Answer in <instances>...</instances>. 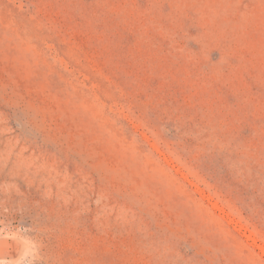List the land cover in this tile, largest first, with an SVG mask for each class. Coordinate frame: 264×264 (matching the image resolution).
<instances>
[{"label":"rangeland","instance_id":"1","mask_svg":"<svg viewBox=\"0 0 264 264\" xmlns=\"http://www.w3.org/2000/svg\"><path fill=\"white\" fill-rule=\"evenodd\" d=\"M0 264H264V0H0Z\"/></svg>","mask_w":264,"mask_h":264}]
</instances>
